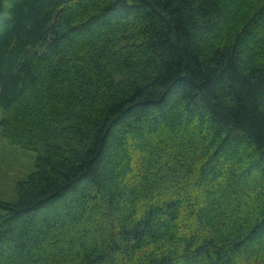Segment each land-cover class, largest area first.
Segmentation results:
<instances>
[{
  "label": "trees",
  "instance_id": "1",
  "mask_svg": "<svg viewBox=\"0 0 264 264\" xmlns=\"http://www.w3.org/2000/svg\"><path fill=\"white\" fill-rule=\"evenodd\" d=\"M0 110L2 136L36 154L0 197V264L256 256L264 0H0ZM132 143L145 174L125 173Z\"/></svg>",
  "mask_w": 264,
  "mask_h": 264
},
{
  "label": "rangeland",
  "instance_id": "2",
  "mask_svg": "<svg viewBox=\"0 0 264 264\" xmlns=\"http://www.w3.org/2000/svg\"><path fill=\"white\" fill-rule=\"evenodd\" d=\"M1 120H2V112L0 110V123ZM191 133L192 131L189 130L187 131V133H184L183 135L182 133H180L179 135L176 133V137H171L170 141L172 140L176 142L178 145L180 144V142L185 143L186 141L192 138ZM152 140H154L157 145L159 142L161 143L162 141H165V137L160 132L153 135ZM125 144L127 146L121 149L123 153L126 152L127 149H129L131 142L129 143V140H127ZM131 146H132L131 157H126V162H128V165H130L129 169H131L132 171L129 173V170H125V173L134 174V172L136 171L137 174H145V165L147 164L146 162L148 158L146 156H143V153H138L142 151L136 149L133 143ZM229 158L230 156L224 158L223 163L225 164L228 163ZM160 160L161 162L166 161L167 165L173 164V160L165 156L160 158ZM35 161H36V154L33 151L23 149L21 147L11 144L5 137L2 136V132L0 128V197L1 198L3 197L5 199H11L14 197L15 182L18 179L26 178L32 171H34ZM216 162L217 161L214 162V166L216 164L217 169L218 168L220 169L221 166L220 167L218 166L219 162L217 163ZM261 173L262 174L258 173L259 174L258 177L254 178L253 186L256 185L257 183L258 185H264V172ZM202 187H203L202 190H213L216 186L214 185L213 181H210L207 182ZM128 197L129 196L127 194L126 199ZM246 215H248V212ZM263 237H264V233H263ZM249 243L250 244L246 245L245 248L249 249V251L256 252L255 253L256 256L246 257L242 255L241 257L235 260L236 261L235 264H264V238H260V242H258V240L252 239L251 241H249ZM43 247H45L44 249L47 253L51 252L52 251L51 248H53V247L50 248V245L48 244H45V246ZM53 254L49 258H51L50 261H54L55 263L56 256ZM57 254L58 257H62L63 252ZM197 264H207V261L200 260Z\"/></svg>",
  "mask_w": 264,
  "mask_h": 264
}]
</instances>
